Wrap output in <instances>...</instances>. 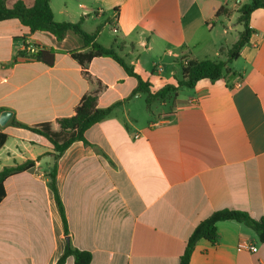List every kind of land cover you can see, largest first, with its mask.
<instances>
[{
	"label": "crops",
	"instance_id": "obj_1",
	"mask_svg": "<svg viewBox=\"0 0 264 264\" xmlns=\"http://www.w3.org/2000/svg\"><path fill=\"white\" fill-rule=\"evenodd\" d=\"M16 1L7 0L8 7ZM249 1L50 3L56 21L81 22L86 32L96 33V42L116 48L159 90L180 77L183 52L199 60L228 56L233 17ZM224 5L231 13L218 16ZM250 28L251 39L225 78L202 79L184 95L180 89L167 111L139 109L144 94H136L91 126L87 143L73 142L56 159L48 139L12 121L51 122L59 130L57 119L74 115L85 95L98 92V105L108 107L130 98L138 80L110 57L81 64L68 53L84 45L73 31L58 41L17 18L0 21V113L13 111L0 125L9 134L0 164L36 161L4 182L0 264H59L68 243L90 251V264H180L196 226L215 211L239 209L262 217L264 8L252 12ZM28 45L35 51H27ZM50 49L60 51L52 65L33 57ZM54 170L68 232L51 186ZM217 227V243L199 240L190 264H264V243L252 228L232 220ZM241 240L257 251L238 250ZM63 264H75V257Z\"/></svg>",
	"mask_w": 264,
	"mask_h": 264
},
{
	"label": "trees",
	"instance_id": "obj_2",
	"mask_svg": "<svg viewBox=\"0 0 264 264\" xmlns=\"http://www.w3.org/2000/svg\"><path fill=\"white\" fill-rule=\"evenodd\" d=\"M50 2L51 0H35L33 6H27L22 0H18L13 7H8L7 0H0V21L17 18L24 25L28 26L31 31L50 32L58 41H61L69 31H73L82 38L84 45L81 48L69 50L68 53L81 64L85 65L96 57H110L116 60L130 76L138 80V86L135 88L130 98L118 101L108 107H100L98 105V92L85 95L77 105L74 115L57 119V123L60 127L59 130H55L51 122H43L35 126H29L16 120L12 121L48 139L54 146V153L51 154L54 155L56 159L73 142L83 140L87 143L85 137L86 131L94 124L104 120L125 101L130 100L136 94L140 93L145 95L147 108L152 111V104L157 99L166 100L172 95L175 98L180 89L193 88L202 79H209L215 82L225 78L232 72V68L229 65L230 61L240 56V51L251 39L253 31L250 28V16L252 12L256 9L264 8V0H250L248 3L243 4L238 10V20L239 23L243 25V31L233 48L229 51V58L227 60H199L192 58L189 53L183 52L180 57L181 76L175 78L176 82L167 83L159 90H152V83L149 79H144L143 76L135 70V67L130 65L125 58L119 54L116 48L106 47L96 42V33L90 34L86 32L82 28L81 22L56 21ZM231 11L232 10L227 5H224L218 10L217 15L221 16L231 13ZM59 52L60 51L56 49L39 50L33 53V57L43 61L47 65H52L55 61L56 54ZM8 137V133L0 130V148L4 146ZM35 163V160H28L21 164L5 166L0 171V202L6 195L4 187L5 180L13 174L32 168ZM51 186L64 219L66 231L68 232L66 213L56 184L55 170L51 174ZM228 220L237 221L249 226L258 234L260 241L264 243V215L256 219L247 211L224 208L215 211L211 216L204 219L196 226L181 256L180 264H190L192 254L199 240L207 239L212 244H216L218 241L217 224L218 222ZM70 255L75 257V264H90L93 258L90 251L74 248L68 243L58 263L63 264Z\"/></svg>",
	"mask_w": 264,
	"mask_h": 264
},
{
	"label": "rangeland",
	"instance_id": "obj_3",
	"mask_svg": "<svg viewBox=\"0 0 264 264\" xmlns=\"http://www.w3.org/2000/svg\"><path fill=\"white\" fill-rule=\"evenodd\" d=\"M239 17V13H236L233 17V29L232 31L229 32V34L226 37V42H225V46L228 49H232L235 42L239 39L241 32L243 31V25L239 23L238 20ZM222 60H227L229 58V54L227 56V54H223L222 55ZM229 65L231 67H235V60L230 61ZM181 76V75H180ZM176 80V79H175ZM190 88H182L180 90V94L184 95L186 93H189ZM174 103V97L173 95L171 97H169L166 100H162V99H157L156 101L153 102L152 104V109L155 107L158 111H162V110H170V108L173 106ZM139 109L141 107V109L147 111V105H146V98L145 95H143L140 99H139ZM138 108L134 109V114L137 112ZM6 164V163H5ZM3 166L5 165H1L0 164V170L3 168Z\"/></svg>",
	"mask_w": 264,
	"mask_h": 264
},
{
	"label": "built area",
	"instance_id": "obj_4",
	"mask_svg": "<svg viewBox=\"0 0 264 264\" xmlns=\"http://www.w3.org/2000/svg\"><path fill=\"white\" fill-rule=\"evenodd\" d=\"M118 21H119L118 14H115L113 16V18H112V23H111L112 24V30L115 33L118 32ZM26 50L33 52V51H35V48L33 46H31V45H28V46H26ZM237 247H238V250H240V251H250V252L257 251L256 245L251 243V242H249V241H247V240L239 241Z\"/></svg>",
	"mask_w": 264,
	"mask_h": 264
},
{
	"label": "water",
	"instance_id": "obj_5",
	"mask_svg": "<svg viewBox=\"0 0 264 264\" xmlns=\"http://www.w3.org/2000/svg\"><path fill=\"white\" fill-rule=\"evenodd\" d=\"M13 115V111L6 109L0 113V125L5 126Z\"/></svg>",
	"mask_w": 264,
	"mask_h": 264
}]
</instances>
